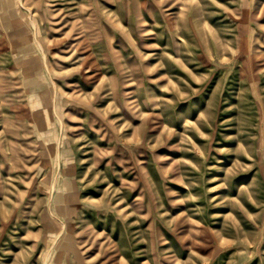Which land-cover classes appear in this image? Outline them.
Returning <instances> with one entry per match:
<instances>
[{
  "label": "rangeland",
  "instance_id": "obj_1",
  "mask_svg": "<svg viewBox=\"0 0 264 264\" xmlns=\"http://www.w3.org/2000/svg\"><path fill=\"white\" fill-rule=\"evenodd\" d=\"M0 264H264V0H0Z\"/></svg>",
  "mask_w": 264,
  "mask_h": 264
}]
</instances>
